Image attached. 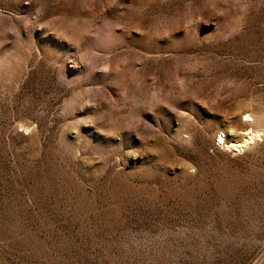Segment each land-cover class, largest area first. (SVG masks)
<instances>
[{
  "label": "rangeland",
  "instance_id": "374dc122",
  "mask_svg": "<svg viewBox=\"0 0 264 264\" xmlns=\"http://www.w3.org/2000/svg\"><path fill=\"white\" fill-rule=\"evenodd\" d=\"M0 264H264V0H0Z\"/></svg>",
  "mask_w": 264,
  "mask_h": 264
},
{
  "label": "bare ground",
  "instance_id": "6f19581e",
  "mask_svg": "<svg viewBox=\"0 0 264 264\" xmlns=\"http://www.w3.org/2000/svg\"><path fill=\"white\" fill-rule=\"evenodd\" d=\"M249 116L250 115H248V113L244 114L243 120L251 119L252 117H249ZM252 119L250 121H252ZM260 133H261V131L259 128H253L250 126V123H248V126L246 128H244L243 134H241L240 137H226L223 132H220L219 136L216 135V142L218 144L219 143L223 144L226 148H229L233 151H239L250 140L251 141L256 140L257 137H261L262 134L259 136ZM253 138H256V139H253Z\"/></svg>",
  "mask_w": 264,
  "mask_h": 264
}]
</instances>
